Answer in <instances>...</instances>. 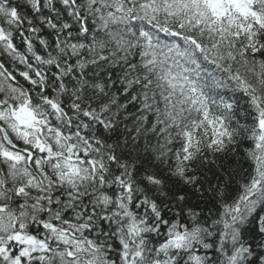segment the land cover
I'll list each match as a JSON object with an SVG mask.
<instances>
[{
	"label": "snow or ice",
	"instance_id": "obj_1",
	"mask_svg": "<svg viewBox=\"0 0 264 264\" xmlns=\"http://www.w3.org/2000/svg\"><path fill=\"white\" fill-rule=\"evenodd\" d=\"M0 264H264V0H0Z\"/></svg>",
	"mask_w": 264,
	"mask_h": 264
}]
</instances>
